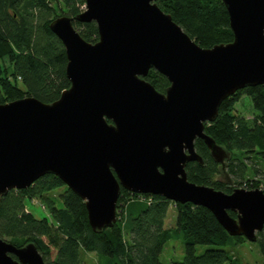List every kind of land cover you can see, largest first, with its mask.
<instances>
[{
	"label": "water",
	"instance_id": "1",
	"mask_svg": "<svg viewBox=\"0 0 264 264\" xmlns=\"http://www.w3.org/2000/svg\"><path fill=\"white\" fill-rule=\"evenodd\" d=\"M157 1L86 0L76 19L97 24L96 43L83 39L72 17L51 23L71 86L51 104L28 97L0 105V202L52 174L85 202L95 232L117 223L123 188L204 207L230 236L256 243L264 191L227 194L190 182L186 167L204 164L197 139L225 166L230 154L206 124L237 91L264 85V0H222L234 40L212 48ZM151 70L169 80L165 93L145 79ZM0 264L47 263L35 243L17 247L0 237Z\"/></svg>",
	"mask_w": 264,
	"mask_h": 264
},
{
	"label": "trees",
	"instance_id": "2",
	"mask_svg": "<svg viewBox=\"0 0 264 264\" xmlns=\"http://www.w3.org/2000/svg\"><path fill=\"white\" fill-rule=\"evenodd\" d=\"M157 3L203 48L234 40L222 0ZM85 7L86 0H0V105L28 97L51 104L70 88L66 49L50 25L58 17H72L83 39L98 42L97 24L76 19ZM145 79L161 93L170 86L156 70ZM245 96L251 99L253 118L236 112V105ZM205 132L230 157L221 166L211 157L205 142L197 139L195 148L204 164L187 165L190 182L227 194L235 190L230 180H237L234 182L241 189L264 188V85L247 87L226 99L217 119L206 124ZM28 200L40 201L47 216L39 218L31 212ZM172 205L177 223L166 228ZM117 209V223L95 232L85 202L60 178L49 174L31 187L11 190L1 198L0 237L17 247L35 243L47 264H87L88 254L95 255L94 264H163L160 255L164 246L176 238L184 240L186 254L183 261L172 264H241L236 247L249 242L243 236H230L211 211L191 203L175 204L161 196L134 194L122 188ZM230 215L237 217L233 212ZM255 244L264 257V230ZM198 245L214 248L198 255Z\"/></svg>",
	"mask_w": 264,
	"mask_h": 264
},
{
	"label": "rangeland",
	"instance_id": "3",
	"mask_svg": "<svg viewBox=\"0 0 264 264\" xmlns=\"http://www.w3.org/2000/svg\"><path fill=\"white\" fill-rule=\"evenodd\" d=\"M236 112L239 115L245 116L247 118H253L255 110L252 106L251 99L249 97H243L241 101L236 105ZM250 164H252L251 161H247ZM261 168V167H260ZM215 179L221 180L222 177L216 176ZM224 179V178H223ZM225 182L226 178L224 179ZM234 181L237 180H230V186L233 189H241V187ZM238 182V181H237ZM264 189V188H261ZM254 190V189H252ZM27 208L33 212L37 217L43 218L47 216V211L44 209V207L41 205L40 201L38 200H28L27 203ZM177 223V213H176V208L174 205H172L169 209L166 221H165V227L166 228H171L176 226ZM214 247L212 246H207V245H198L197 246V254L202 255L204 254L207 250L212 249ZM237 255L239 257V261L241 264H264V257L260 253V249L258 247V244L255 243H244V244H239L236 247ZM185 243L182 238H176L173 240H170L167 242L164 246V250L162 254L160 255V260L163 264H172L173 262H181L183 261L185 257ZM55 254H53V257ZM95 255L94 254H88L86 255L85 259L88 262L87 264H94V259ZM225 264H230V263H225Z\"/></svg>",
	"mask_w": 264,
	"mask_h": 264
}]
</instances>
